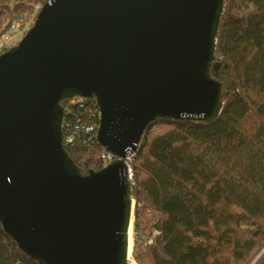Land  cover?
Segmentation results:
<instances>
[{"label":"water","instance_id":"water-1","mask_svg":"<svg viewBox=\"0 0 264 264\" xmlns=\"http://www.w3.org/2000/svg\"><path fill=\"white\" fill-rule=\"evenodd\" d=\"M222 11L223 0H52L0 54V225L25 254L128 264L125 164L74 163L61 101L93 97L96 141L122 158L156 118L215 119L221 85L209 67Z\"/></svg>","mask_w":264,"mask_h":264},{"label":"trees","instance_id":"trees-1","mask_svg":"<svg viewBox=\"0 0 264 264\" xmlns=\"http://www.w3.org/2000/svg\"><path fill=\"white\" fill-rule=\"evenodd\" d=\"M35 4L1 0L0 35ZM215 40L220 114L152 120L131 162L138 264H248L264 248V0H223ZM63 148L83 171L104 167L98 143ZM19 261L40 264L0 225V264Z\"/></svg>","mask_w":264,"mask_h":264},{"label":"built area","instance_id":"built-area-1","mask_svg":"<svg viewBox=\"0 0 264 264\" xmlns=\"http://www.w3.org/2000/svg\"><path fill=\"white\" fill-rule=\"evenodd\" d=\"M52 0H42V4L48 3ZM1 6V0H0ZM21 20L15 18L11 21L9 27L0 35V54L6 50L7 40L11 39L18 33H22ZM28 30H26L27 32ZM64 109L62 119V145L64 146H82L91 147L96 141V132L100 120V109L93 97L73 96L61 101ZM135 149L130 150L125 157H120L116 153L111 152L104 147H101L98 157L105 164H109L115 160H122L125 164V179L130 183L131 189L133 185V176L131 170V162L134 159ZM153 235L145 239L146 243L152 241ZM128 264L135 261L128 258ZM17 264H28L19 261ZM136 264V262L134 263ZM248 264H264V248L260 250Z\"/></svg>","mask_w":264,"mask_h":264},{"label":"rangeland","instance_id":"rangeland-1","mask_svg":"<svg viewBox=\"0 0 264 264\" xmlns=\"http://www.w3.org/2000/svg\"><path fill=\"white\" fill-rule=\"evenodd\" d=\"M39 10H40V4H35L29 12H25L22 15H20L19 17H17L18 19L21 20L23 31H22V33H18L14 37H12L11 39L7 40V46L8 47L6 48V50L8 48L16 45L21 40V38L25 35L26 30H28L33 25ZM106 165L107 164H105V166ZM129 258L131 260L133 259L136 262V264H138L137 261L135 260V258L132 256V252L130 253ZM134 263H131V264H134Z\"/></svg>","mask_w":264,"mask_h":264},{"label":"bare ground","instance_id":"bare-ground-1","mask_svg":"<svg viewBox=\"0 0 264 264\" xmlns=\"http://www.w3.org/2000/svg\"><path fill=\"white\" fill-rule=\"evenodd\" d=\"M132 236H133L132 224H130V228H129V232H128V242H129L128 252H129V256H130L131 249H132V244H133Z\"/></svg>","mask_w":264,"mask_h":264}]
</instances>
